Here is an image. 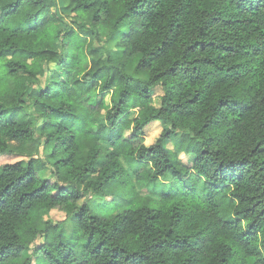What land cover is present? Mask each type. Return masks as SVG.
I'll return each mask as SVG.
<instances>
[{
  "label": "trees",
  "instance_id": "1",
  "mask_svg": "<svg viewBox=\"0 0 264 264\" xmlns=\"http://www.w3.org/2000/svg\"><path fill=\"white\" fill-rule=\"evenodd\" d=\"M55 1L0 0V264H264V0Z\"/></svg>",
  "mask_w": 264,
  "mask_h": 264
},
{
  "label": "rangeland",
  "instance_id": "2",
  "mask_svg": "<svg viewBox=\"0 0 264 264\" xmlns=\"http://www.w3.org/2000/svg\"><path fill=\"white\" fill-rule=\"evenodd\" d=\"M51 13H55L58 20L60 21L59 24H60L61 30H64L65 28H68L70 26H72L74 29H77L78 23L73 21L74 20L73 13L70 12L69 7H67V5L62 0H56L55 1V5L51 8ZM116 44L117 43L114 41H109L107 38H105V40H104V38H103L102 41L100 43H98L96 46L109 47L110 54L113 57H115L118 55V50H119V47ZM139 58L140 57L137 55L136 57H134L130 61L129 65L126 69L127 74L133 73L134 67L136 66ZM43 65H45V64H43ZM138 76L143 77V75H141V74H139ZM156 94H160V90H157ZM154 103L157 104L156 101ZM160 131H161V127H160L159 123H151L148 126H146L144 131H143L144 137H143L142 141L144 142V144L145 145L152 144ZM36 137H37V135H35V138ZM32 145H33L32 148H34L36 146V144H32ZM31 146H28V148H31ZM36 156L38 158H43V154H42V150H41L40 146L38 148ZM181 158L183 160H186V158L182 155H181ZM19 159H20L19 157H14V156L2 157L0 159V165L8 164V163H14V162L18 161ZM109 192L117 193V192H119V189L110 188ZM142 196L148 197L149 193L147 191L143 190ZM51 217L53 220H62L64 218V214L61 211L57 210V211L51 212ZM65 229H66L67 235H69L71 232V226L69 225V223H67V225L65 226ZM30 253L31 252L29 251L28 254H30ZM32 264H39V261L38 260L32 261ZM250 264H252V263L250 262Z\"/></svg>",
  "mask_w": 264,
  "mask_h": 264
}]
</instances>
